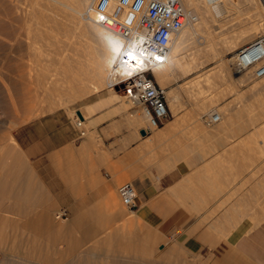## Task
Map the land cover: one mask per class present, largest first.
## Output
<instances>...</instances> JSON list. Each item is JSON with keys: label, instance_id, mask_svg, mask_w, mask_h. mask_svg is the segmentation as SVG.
I'll return each instance as SVG.
<instances>
[{"label": "rangeland", "instance_id": "374dc122", "mask_svg": "<svg viewBox=\"0 0 264 264\" xmlns=\"http://www.w3.org/2000/svg\"><path fill=\"white\" fill-rule=\"evenodd\" d=\"M67 1L0 0V204L31 207L20 212L22 215L14 213L17 208L7 212L13 220L20 218L19 224L0 222V249L7 250L0 252V260L5 253L9 256L17 252L26 255L28 264H82L85 259H91L90 264H219L205 254L186 251L174 238L160 240L150 231L141 233L134 215L124 217L116 225L73 224L69 218L56 217L59 209L41 207L33 191L19 189L12 159L13 131L20 123L54 109L72 110L84 96L101 88L110 100L123 104L128 115L134 107L144 112L141 104L119 96L114 90H120L117 86H110L107 79L96 74V62L106 50L103 32L88 20L66 15L73 12L65 8ZM74 1L84 0L68 2L71 5ZM193 1L185 7L189 14L196 13V20L180 34L181 52L198 64L217 54L212 53L213 48L221 55L181 77L179 68L173 65L168 87L177 97L168 102L175 119L185 116L182 120L204 127H226L227 143L219 151L231 159L220 164L234 170L236 176L247 175L242 178V187L264 170V76L254 78L250 70L235 71L228 59L235 56L241 44L264 35V6L261 0H218L215 6L206 5L203 0ZM190 27L203 32L199 40L191 35ZM6 29L25 31L11 39ZM20 66L26 73L23 80L19 77ZM234 71L241 79L232 77ZM196 78L202 81L201 92L188 87L187 82ZM15 82L24 83L23 97L11 92ZM213 111L221 115L220 119L206 124L202 115ZM138 125L142 126L141 122ZM147 125L153 129L149 121ZM239 133L242 136L238 137ZM2 182L6 183L5 188ZM32 218L42 223L38 231L27 224Z\"/></svg>", "mask_w": 264, "mask_h": 264}, {"label": "crops", "instance_id": "0c3cea01", "mask_svg": "<svg viewBox=\"0 0 264 264\" xmlns=\"http://www.w3.org/2000/svg\"><path fill=\"white\" fill-rule=\"evenodd\" d=\"M131 110L128 115L101 88L72 110L54 109L17 125L12 161L19 189L33 191L41 207L66 209L73 224L116 225L134 215L141 233L174 238L219 264H264V170L240 187L247 175L220 164L231 159L219 151L226 127H204L185 116L177 123L170 110L149 129L144 112ZM126 181L136 189L133 209H124L118 193Z\"/></svg>", "mask_w": 264, "mask_h": 264}, {"label": "built area", "instance_id": "2783aa9c", "mask_svg": "<svg viewBox=\"0 0 264 264\" xmlns=\"http://www.w3.org/2000/svg\"><path fill=\"white\" fill-rule=\"evenodd\" d=\"M203 1L206 5L215 6L218 0ZM87 13L94 22L119 33L123 45L130 47L140 58V65L134 73L115 85L121 88L127 100L142 105L154 127L161 125L169 116L170 107L164 89L151 72L152 66L165 60L172 37L189 19H195L196 13L189 14L181 0H94ZM129 60H132L130 56ZM235 61L240 69L250 70L254 78L263 77L264 35L241 44L236 49ZM202 117L206 124L220 119L215 111ZM74 123L79 135H84L82 119L77 113ZM118 193L125 206L130 209L136 207V189L131 182L120 184ZM66 216V209H59L56 213V217Z\"/></svg>", "mask_w": 264, "mask_h": 264}, {"label": "bare ground", "instance_id": "6f19581e", "mask_svg": "<svg viewBox=\"0 0 264 264\" xmlns=\"http://www.w3.org/2000/svg\"><path fill=\"white\" fill-rule=\"evenodd\" d=\"M33 1H37V0H33ZM66 1V0H65ZM68 1H71V0H68ZM65 2L67 4H63L65 6V8L67 7L68 9L72 10L73 12L72 13H66V15H69L71 14L76 20L77 18L79 19V21L81 20H88L90 23L96 25L99 29H97V31L99 30H102L103 32V44H104V47H105V52H104V55H103V58L101 60H97L96 62V66H95V71H96V74L99 76V78H105L107 79L108 81V84L112 87L116 86L115 84L117 83H121L123 80H125L126 78H128L131 74L134 73V71L138 68V66L140 65V58L138 56L135 55V53L131 50L130 47H126L123 45V40H122V37L119 33L117 32H114V31H111L105 27H103L102 25H99L98 23L94 22L88 15L87 13V10L89 9V6L91 5V3L94 1V0H84L83 2H71L72 4L70 5L69 2ZM182 1V0H181ZM260 2V1H259ZM262 3L260 4H263L264 6V0H261ZM64 3V2H63ZM183 4V2H182ZM187 4H194V1L193 0H184V4H183V7L185 8L186 11L187 8L185 6H187ZM262 7V6H261ZM9 8V7H8ZM67 10V9H65ZM67 12V11H66ZM195 19L191 20L189 19L187 21V23L184 25V27L176 34L172 37L170 43H169V47H168V53H167V56L165 58V60L159 64H156L154 66H152V74H154L153 76L155 77L156 81L158 82V84L164 89V92H165V95H166V98H167V102H168V99H171V101H174L177 97V94L175 92V94L173 93V90L169 89V81H168V78L173 74L174 72V69L172 68L173 65H177V67L179 68V75L178 76H182V75H187L193 71H195L197 68L201 67V65H204L206 62L208 63L209 60H212V59H216L218 56L220 57L221 55V52L218 50V51H215V48L211 49L214 53V52H217V54H215L212 58H209L207 61H204L200 64L196 63L194 60L195 59H192L191 58H188L186 55H183V52H181V41H180V34L182 32L185 31V29H188V27L190 25H192V22H194ZM58 25V24H57ZM194 26V25H193ZM199 26V25H197ZM190 32H191V35H193L196 40H199L200 36H202L203 32H201V30H199L198 28L196 27H190ZM3 29V28H2ZM202 29V28H201ZM7 32H9V35L10 36H7V37H12L11 39L15 38L16 39V34L18 32H21V31H25V29H6ZM29 31V29H26ZM31 30V29H30ZM252 30V29H251ZM27 31V32H28ZM26 32V33H27ZM32 32V31H31ZM204 32H206L204 30ZM23 33V32H22ZM35 33V32H34ZM190 34V33H189ZM207 34V33H206ZM248 34V33H247ZM21 36V35H20ZM192 36V38H194ZM211 37V36H210ZM189 39V38H188ZM243 40V38L241 39ZM246 40V38L244 39ZM14 41V40H13ZM14 43V42H13ZM19 43V42H18ZM21 43V42H20ZM192 43V42H191ZM12 44V43H11ZM16 44V43H15ZM195 44V43H194ZM13 46V45H12ZM16 46V45H15ZM29 46V45H28ZM193 46V45H192ZM215 46V45H214ZM228 46V45H227ZM34 47V46H33ZM107 47V48H106ZM116 48L118 49V51H111V48ZM195 47V46H194ZM233 47V45H232ZM13 48V47H12ZM197 48V47H196ZM192 49V48H191ZM228 49H231L230 46H228ZM191 51V50H190ZM131 52L135 57L136 59L135 60H129V55H127V53ZM190 53V52H189ZM89 54V53H88ZM202 54V53H201ZM198 55V54H197ZM202 58V55L200 56ZM210 57V56H209ZM218 57V58H219ZM90 58V57H89ZM9 59V58H8ZM11 61V60H10ZM200 61V60H199ZM228 61H230V65L233 67L232 69H234L235 71H242V69H240L237 64H236V61H235V56L232 57V58H229ZM14 62V61H13ZM20 62V60H19ZM89 63V62H88ZM86 65V64H85ZM90 65V63H89ZM225 66V65H224ZM23 67V66H22ZM93 68V67H92ZM92 68H91V71H92ZM222 68V67H221ZM19 69V77L23 80L25 77H26V73L22 70L21 66L20 68L18 67ZM25 69V68H23ZM233 72V75L232 77L235 79V80H239L241 79V76H237V73L238 72ZM16 72V71H15ZM70 72V71H69ZM79 72V71H77ZM222 72V71H221ZM17 73V72H16ZM15 73V74H16ZM66 73V72H65ZM12 74V73H11ZM87 74V73H86ZM95 74V73H94ZM95 74V75H96ZM231 74V73H230ZM10 75V74H8ZM70 75V73H69ZM78 75V74H77ZM80 75V74H79ZM12 76V75H11ZM13 76H17V75H13ZM12 76V77H13ZM62 78V77H61ZM73 79V77L71 78ZM203 79V78H202ZM210 79V77L208 76V79L205 80L206 82H208V80ZM68 80V79H66ZM79 80V79H77ZM64 81V80H63ZM82 81V80H81ZM93 81V80H92ZM106 81V83H107ZM204 81V79H203ZM61 83V81H60ZM63 83V82H62ZM84 83V82H83ZM87 83V82H86ZM97 83V82H96ZM188 83V87L189 88H193V89H197L201 92V88H203L201 86L202 84V81L201 79L199 78H196L195 80H191L190 82H187ZM65 84V83H64ZM13 86L11 87V92L13 93H19L22 95V97L24 96V83L21 82V84H18V83H14L12 84ZM55 85V83H54ZM100 85V84H99ZM108 85V86H109ZM26 86V85H25ZM7 87V86H6ZM53 87V86H52ZM69 87V86H68ZM29 89V87H27ZM67 88V87H66ZM89 88V87H88ZM96 88V86H95ZM98 88H100L98 86ZM120 90L114 88L115 92L117 94H120L122 95L123 97H125L124 93L121 92V88L118 87ZM56 89V88H55ZM7 90V89H6ZM30 90V89H29ZM28 90V91H29ZM57 90V89H56ZM204 90V89H202ZM8 91V90H7ZM26 90V93L28 92ZM59 91V90H58ZM205 91V90H204ZM9 93V92H8ZM204 93V92H203ZM11 94V93H10ZM201 94V93H200ZM12 95V94H11ZM10 95V96H11ZM18 95V94H17ZM202 95V94H201ZM9 96V97H10ZM126 98V97H125ZM169 104V102H168ZM170 107V105H169ZM170 110H171V107H170ZM175 110V109H174ZM220 115V114H219ZM144 117L146 120V122H150V125L152 128H155L154 125H152L150 119H149V116L148 114L146 113V111L144 110ZM221 117V115H220ZM183 118V117H182ZM182 118H177L176 119V122L178 123L179 121L180 122H183ZM179 122V123H180ZM150 129V128H149ZM167 131V130H166ZM164 132V131H163ZM162 137V136H161ZM164 137V136H163ZM161 139V138H160ZM151 141V140H150ZM158 144V143H157ZM1 166V165H0ZM9 173V172H8ZM7 173V174H8ZM5 180V179H4ZM6 182V180H5ZM5 182H2V185H3V188H5L6 186V183ZM28 189V188H27ZM25 197V196H24ZM29 197L27 196V199ZM26 199V200H27ZM2 203V202H0ZM13 208H17L18 210L15 211L14 213H22L24 212L25 209H31V207H21V206H8V205H5V204H0V222L5 225V224H8V223H13V224H19V220L17 219H20V218H16V220H13V217L11 218L9 215H8V211L9 210H13ZM23 210V211H22ZM20 213V214H21ZM25 213V212H24ZM20 214H19V217H20ZM21 214V215H22ZM12 216V215H11ZM22 222V221H21ZM28 225H31L32 227L35 228V230L39 228H41L40 225H42L40 219L38 218H32L31 220H29L27 222ZM30 226V227H31ZM50 227V226H48ZM38 231V230H37ZM22 235V234H21ZM3 251V252H7V250H1L0 249V252ZM13 252V251H12ZM2 254V253H1ZM26 255H23L21 253H13L11 255H7V253L4 254V257H3V260H0V264H28L29 260L25 257ZM11 257V258H9ZM18 259V260H17ZM91 259H86L83 260V263L82 264H90V261ZM32 261V260H31ZM91 264H92V261H91ZM93 264H95V262H93ZM99 264V263H98ZM148 264V263H147Z\"/></svg>", "mask_w": 264, "mask_h": 264}, {"label": "snow or ice", "instance_id": "6c2138e0", "mask_svg": "<svg viewBox=\"0 0 264 264\" xmlns=\"http://www.w3.org/2000/svg\"><path fill=\"white\" fill-rule=\"evenodd\" d=\"M101 19H103V17ZM127 55H129L133 60L136 59V57L131 52L127 53Z\"/></svg>", "mask_w": 264, "mask_h": 264}, {"label": "water", "instance_id": "95a60500", "mask_svg": "<svg viewBox=\"0 0 264 264\" xmlns=\"http://www.w3.org/2000/svg\"><path fill=\"white\" fill-rule=\"evenodd\" d=\"M141 133H142V134H145V133H146V131H145L144 129H142V130H141Z\"/></svg>", "mask_w": 264, "mask_h": 264}]
</instances>
